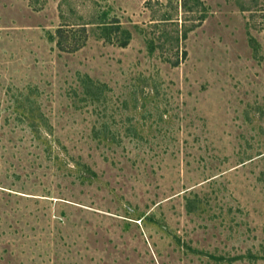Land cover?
Returning a JSON list of instances; mask_svg holds the SVG:
<instances>
[{"label":"rangeland","instance_id":"obj_1","mask_svg":"<svg viewBox=\"0 0 264 264\" xmlns=\"http://www.w3.org/2000/svg\"><path fill=\"white\" fill-rule=\"evenodd\" d=\"M0 264H264V0H0Z\"/></svg>","mask_w":264,"mask_h":264},{"label":"trees","instance_id":"obj_2","mask_svg":"<svg viewBox=\"0 0 264 264\" xmlns=\"http://www.w3.org/2000/svg\"><path fill=\"white\" fill-rule=\"evenodd\" d=\"M122 46L126 45V41L123 40L121 43H120Z\"/></svg>","mask_w":264,"mask_h":264}]
</instances>
